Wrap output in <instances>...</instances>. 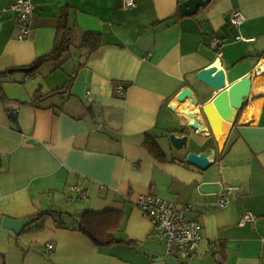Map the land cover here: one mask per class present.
<instances>
[{
  "label": "crops",
  "instance_id": "crops-1",
  "mask_svg": "<svg viewBox=\"0 0 264 264\" xmlns=\"http://www.w3.org/2000/svg\"><path fill=\"white\" fill-rule=\"evenodd\" d=\"M15 1L0 0V264H166L165 243L136 206L141 194L186 208L201 225L199 247L180 264H264V0H206L186 15L188 0H134L132 8L125 0H30L24 39ZM234 10L240 26L230 23ZM62 23L73 29L61 59L74 62L71 84L34 102L58 90L50 79L61 60L29 68L52 52ZM85 33L102 37L91 56L81 48ZM210 66L228 84L252 77L222 146L172 108L186 87L199 108L215 97L196 78ZM171 134L188 135L187 149L176 150ZM194 135L210 142H191ZM148 136L163 157L150 152ZM189 153H205L212 165L189 163ZM106 210L122 214L116 237L124 243L97 246L68 217ZM43 211L55 214L38 217ZM247 212L254 218L240 224ZM4 217L35 221L17 236Z\"/></svg>",
  "mask_w": 264,
  "mask_h": 264
},
{
  "label": "water",
  "instance_id": "water-1",
  "mask_svg": "<svg viewBox=\"0 0 264 264\" xmlns=\"http://www.w3.org/2000/svg\"><path fill=\"white\" fill-rule=\"evenodd\" d=\"M206 0H188L180 6L183 15L195 12L201 5H204ZM24 72L25 69H15ZM14 71V70H13ZM12 72V71H11ZM197 80L207 87L215 90L216 95L203 106L199 108V113L204 118V121H199L194 113L189 115L194 118L193 122H188L190 128L198 131L206 132L211 130L214 137L222 146V141L218 138L216 128L223 132V125L225 122L230 123V128L235 124L238 112L243 108L244 103L249 99L252 92V77L247 76L239 81L228 84L226 82V75L223 70H218L216 66L204 68L197 73ZM205 88L201 90L204 92ZM191 100L198 104L197 99L191 88L186 87L177 95L178 101ZM208 127V128H207ZM226 134V133H225ZM173 147L181 151L188 147V135L177 136L171 134L169 137ZM215 154V151H213ZM187 161L197 167L205 170L212 165L211 159L205 154L189 153ZM35 221V219L14 220L8 217L2 219V227L13 231L17 236L21 235L23 231ZM166 264H180L176 258L170 256L165 259Z\"/></svg>",
  "mask_w": 264,
  "mask_h": 264
},
{
  "label": "built area",
  "instance_id": "built-area-1",
  "mask_svg": "<svg viewBox=\"0 0 264 264\" xmlns=\"http://www.w3.org/2000/svg\"><path fill=\"white\" fill-rule=\"evenodd\" d=\"M128 8L134 7V0H125ZM11 9L19 14L18 38L24 39L30 32L29 21L33 10L30 0H16ZM244 22V16L241 11L234 10L230 14V23L234 26H240ZM219 41L214 39L213 45ZM120 95L124 94V88L117 87ZM87 98L91 99V93L88 92ZM198 131V130H197ZM79 191V190H78ZM87 199L83 195V199ZM219 207H227L228 200L222 199ZM136 206L144 217L149 219L153 226V238L156 241H163L166 245V257H174L178 261H187V259L196 251L201 242V225L196 220L189 219L185 215L186 208L179 207L176 203L162 199L153 194H141L136 200ZM254 217L250 212L245 213L240 221L244 224ZM48 250L53 249V245L47 246Z\"/></svg>",
  "mask_w": 264,
  "mask_h": 264
},
{
  "label": "trees",
  "instance_id": "trees-1",
  "mask_svg": "<svg viewBox=\"0 0 264 264\" xmlns=\"http://www.w3.org/2000/svg\"><path fill=\"white\" fill-rule=\"evenodd\" d=\"M73 45V29L68 27L65 23L59 26L58 34L55 40L54 49L49 54L43 55L36 59L30 66L29 70L35 71L40 68L43 64L48 61H60L65 55L69 54L71 47ZM102 46V37L100 34L96 33H85L81 48L85 50L87 56H91L99 51ZM71 84V82H70ZM69 84V86H70ZM66 87L67 89L69 88ZM63 91L55 90L50 94H37L34 102L43 101L45 98L61 94ZM0 88V98H3ZM146 145L148 146L150 152L157 158L164 156L159 146L156 144L151 137H147ZM55 214L53 211H43L38 215V217H44L46 215ZM60 217L63 213H56ZM69 218L74 220L76 223V228L78 231L82 232L91 241H93L97 246L106 247L114 244H122L124 241L116 237V233L120 232V224L122 219V214L115 210H106L104 212L95 211H85L81 216L75 217L74 215H68ZM60 220V219H59ZM64 226V225H63ZM65 227V226H64ZM67 228V227H65ZM126 243V242H125ZM130 244V242H127Z\"/></svg>",
  "mask_w": 264,
  "mask_h": 264
},
{
  "label": "rangeland",
  "instance_id": "rangeland-1",
  "mask_svg": "<svg viewBox=\"0 0 264 264\" xmlns=\"http://www.w3.org/2000/svg\"><path fill=\"white\" fill-rule=\"evenodd\" d=\"M65 59L66 58H64L63 60L58 62L57 65H58L59 69L56 72V74L50 79V81H53L52 84L53 83L58 84L54 88H57V89H59L61 91H67L66 87H68L70 82H71L72 75L69 74V73H66V69H73V66H74V62L68 61V60H65ZM18 75L22 76V75H24V73L18 74ZM58 95H60V94H58ZM216 130H217V128H216ZM208 139H209L208 137L207 138H203L201 135L191 136V142H195L197 144H202L203 142H206V140H208Z\"/></svg>",
  "mask_w": 264,
  "mask_h": 264
},
{
  "label": "bare ground",
  "instance_id": "bare-ground-1",
  "mask_svg": "<svg viewBox=\"0 0 264 264\" xmlns=\"http://www.w3.org/2000/svg\"><path fill=\"white\" fill-rule=\"evenodd\" d=\"M172 108L179 113L181 116L185 117L187 119V121L189 122H193L194 118H192L189 113H194L197 117H201V114L199 113V107L197 104L193 103L191 100L186 99L184 101H174L172 103ZM230 127V123L225 122L223 125V133L220 132L219 129L216 130L217 136L218 138L222 141L223 144V140L225 138V133H227L228 129ZM207 133V131H206Z\"/></svg>",
  "mask_w": 264,
  "mask_h": 264
}]
</instances>
